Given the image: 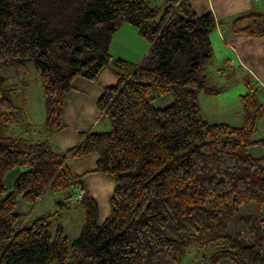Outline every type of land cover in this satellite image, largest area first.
Returning a JSON list of instances; mask_svg holds the SVG:
<instances>
[{"label": "trees", "instance_id": "1", "mask_svg": "<svg viewBox=\"0 0 264 264\" xmlns=\"http://www.w3.org/2000/svg\"><path fill=\"white\" fill-rule=\"evenodd\" d=\"M125 24L149 45L138 64L110 52ZM217 26L192 0H0V70L25 72L31 63L48 133L63 127L76 78L95 82L106 69L116 76L95 102L110 129L81 132L67 150L14 134L24 111L14 103L11 77L0 76V264H177L192 243L215 248L207 264H264V138L253 139L264 115L258 91L245 82L240 126L201 117L199 94L224 92L201 74ZM231 30L264 39V14L237 16ZM166 95L169 102L155 108ZM253 146L261 157L248 154ZM92 154L95 168L73 175L70 163ZM17 168L26 170L8 190L5 176ZM90 173L113 183L109 215L99 223L94 197L73 192L84 222L71 243L53 225L63 202L30 224L16 211L19 199L36 205L46 192L82 187ZM250 204L254 214L239 216Z\"/></svg>", "mask_w": 264, "mask_h": 264}, {"label": "rangeland", "instance_id": "2", "mask_svg": "<svg viewBox=\"0 0 264 264\" xmlns=\"http://www.w3.org/2000/svg\"><path fill=\"white\" fill-rule=\"evenodd\" d=\"M217 1H219L218 9L221 13L220 27L217 26V29L210 34L212 56L202 63L201 74L207 78L209 86L223 88L224 92L215 96L199 94L198 101L201 117L206 122L240 126L242 124V116L239 96L246 93L245 82H250L254 85L256 91H258L257 97L263 105L264 88L257 84L243 68H238L237 60L232 51V47H235V45L229 40V35L232 32L231 22L240 15L251 12H263L264 0H261V2L256 0L254 4L250 0ZM200 2L201 6L195 7V9L199 13H202V10L205 13L208 0H200ZM119 33H117V36ZM136 37L138 38V36ZM126 38L127 43L130 42L133 46H138L135 43L136 38L134 39L131 35ZM125 43L126 41L122 45H125ZM119 45L122 46L120 43ZM126 53L127 51L125 50L118 51L120 56L124 55L126 57ZM0 76L11 77L9 84L15 87L14 103L16 106L22 107L24 111V115L19 119V126L11 127L15 129V135L46 141L54 149H60L59 144L63 143L60 146H65V150H67L77 145L78 135L81 132H106L110 129L107 119L101 118L96 111L95 102L103 87L116 83V76L112 69L104 70L95 82L82 78H76L73 81L72 86L74 89L70 91L63 102L61 120L63 127L52 134L48 133L44 127L45 102L42 85L31 63L26 65L25 72L20 69H6L0 70ZM256 128L257 131L253 139L264 138V115L257 121ZM248 154L259 158L263 155V149L260 146H253L248 150ZM95 161L96 156L92 154L85 158L76 159L70 163L69 167L73 175H81L94 169ZM22 170L26 169L17 168L5 176L4 183L8 190L12 187L13 181ZM12 176H14V179H11ZM81 188L96 200L99 208V223H102L109 215V199L112 194L113 183L93 173L84 176L82 187L77 185L64 193L54 194L46 192L36 205H28L19 199L16 211L27 216L25 222L30 224L35 219L58 211L56 203L63 202L65 208L60 211L59 216L54 217L53 225L57 226L59 224L71 243L79 236L84 222L81 203L73 194V192L79 193ZM254 212V205L250 204L240 209L239 216L254 214ZM233 230L231 229L232 232ZM243 236L247 241H253V237L247 231L243 233ZM214 250V247L199 246L192 243L188 247L184 258L177 264H207L206 259L211 256ZM220 264L231 263L222 261Z\"/></svg>", "mask_w": 264, "mask_h": 264}, {"label": "crops", "instance_id": "3", "mask_svg": "<svg viewBox=\"0 0 264 264\" xmlns=\"http://www.w3.org/2000/svg\"><path fill=\"white\" fill-rule=\"evenodd\" d=\"M258 1L261 2V0H258ZM250 2L251 3L253 2L252 4H254V2L256 1L250 0ZM192 4L194 8L201 6L200 0H192ZM208 4L206 6L205 12H212L218 21V26L220 27L219 22L221 21V17H220L221 13L219 12V9H218L219 1L208 0ZM211 8L213 11L211 10ZM263 8H264V5H263ZM202 13H203V10H202ZM261 13L264 14V11ZM228 15H231V14H228ZM117 33H119L118 36H117ZM117 33L115 34L113 38L111 48H110V52L112 56L114 58H117L123 61H127L133 64H138L148 52L149 45L144 40L140 39L139 37L137 38L136 36L138 35L136 32V29H134L133 27L131 28V26L127 24L123 25L118 30ZM128 35L133 36L134 39L136 38L135 43H137L138 46H133L130 42L127 43L126 37ZM229 40L232 41L235 45V47H232V51L237 60L238 68H243L246 72H248L251 75V77L254 79V81L257 84H259L260 86L264 88V39L263 38H255V39L247 38L242 35H237L231 32L229 35ZM125 41H126L125 45H122V43ZM119 43L122 46H120ZM120 50L127 51L125 55L126 57H124V55L120 56L118 54V51ZM121 57L125 59H122ZM169 100H170V96L166 95L156 100L154 102V106L155 108H158V109L163 108L169 102ZM62 144L63 143L59 144V148L62 150H65L66 149L65 146H60ZM11 179H14V176H12Z\"/></svg>", "mask_w": 264, "mask_h": 264}, {"label": "built area", "instance_id": "4", "mask_svg": "<svg viewBox=\"0 0 264 264\" xmlns=\"http://www.w3.org/2000/svg\"><path fill=\"white\" fill-rule=\"evenodd\" d=\"M253 1H256V0H253ZM213 15H214V14H213ZM214 16H215V15H214ZM76 198H77V199H80V195H79V196L77 195Z\"/></svg>", "mask_w": 264, "mask_h": 264}]
</instances>
